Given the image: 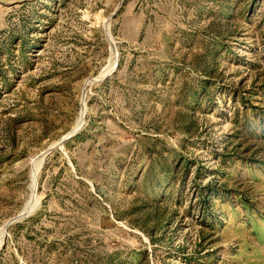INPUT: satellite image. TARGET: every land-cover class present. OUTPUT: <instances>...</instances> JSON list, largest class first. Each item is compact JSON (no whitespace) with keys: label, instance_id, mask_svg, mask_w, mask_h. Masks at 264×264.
<instances>
[{"label":"rangeland","instance_id":"obj_1","mask_svg":"<svg viewBox=\"0 0 264 264\" xmlns=\"http://www.w3.org/2000/svg\"><path fill=\"white\" fill-rule=\"evenodd\" d=\"M0 264H264V0L0 4Z\"/></svg>","mask_w":264,"mask_h":264},{"label":"water","instance_id":"obj_2","mask_svg":"<svg viewBox=\"0 0 264 264\" xmlns=\"http://www.w3.org/2000/svg\"><path fill=\"white\" fill-rule=\"evenodd\" d=\"M26 1H31V0H0V4H12V3H18V2H19V3H23V2H26ZM106 37H107L108 41L111 43V40L109 39V37H108L107 35H106ZM116 67H117V56H116V62H115V68H116ZM115 68H114V69H115ZM113 71H114V70H113ZM113 71H112L110 74L105 75L103 78H101V79H99V80H93L91 83H93V82H100V81L104 80L106 77H108L109 75H111V74L113 73ZM78 131H79V130H78ZM78 131H75V132L71 133L70 135L64 137V138H63L60 142H58L56 145H53L52 147H48V148L46 149V151H45V154L43 155V160H44L45 156H46L47 154H49L54 148L59 147V146L63 143V141L72 138L74 135H76V133H77ZM42 164H43V162H42ZM36 190H37V189H36ZM27 216H28L27 214L20 213V214H18L16 217L12 218V219L9 221L8 225H7L6 233H7V229H8V226H9V225H11L12 223L17 222V221H19V220H21V219L27 217ZM5 235H6V234H5Z\"/></svg>","mask_w":264,"mask_h":264}]
</instances>
